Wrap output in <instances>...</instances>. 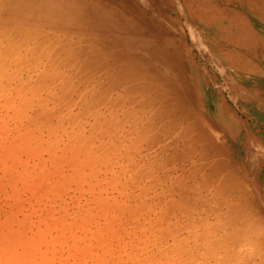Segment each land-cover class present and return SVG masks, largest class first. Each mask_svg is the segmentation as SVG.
I'll return each instance as SVG.
<instances>
[{
    "label": "bare ground",
    "instance_id": "bare-ground-1",
    "mask_svg": "<svg viewBox=\"0 0 264 264\" xmlns=\"http://www.w3.org/2000/svg\"><path fill=\"white\" fill-rule=\"evenodd\" d=\"M0 167L7 264H264V0H0Z\"/></svg>",
    "mask_w": 264,
    "mask_h": 264
},
{
    "label": "rangeland",
    "instance_id": "rangeland-1",
    "mask_svg": "<svg viewBox=\"0 0 264 264\" xmlns=\"http://www.w3.org/2000/svg\"><path fill=\"white\" fill-rule=\"evenodd\" d=\"M19 154V156H21V157H23V158H26L27 157V155H26V153L23 155V151H19L18 152ZM22 154V155H21ZM25 155H26V157H25ZM4 157V156H3ZM8 160V162H10V159H7ZM36 160L35 158H34V156H32L30 159H29V162L30 163H33L34 161ZM32 161V162H31ZM1 168V167H0ZM2 173V174H1ZM4 174V172L2 171V170H0V177L1 178H3L2 180L0 179V181H2V182H4V184H1V182H0V219H2V221H4V220H6V216L5 215H8V214H10L12 211L13 212H15V210L14 209H16V207H17V211L15 212V213H17L18 215H19V217L20 218H23L24 216L23 215H25V214H27V213H30L32 210H34L35 208H36V210L37 209H39L40 207H42V206H44L43 204H42V206H41V204L39 205V203L38 202H36V200H35V198L36 197H31L32 196V194L30 195V191H28L27 189H25V193H24V190L22 191V194H20V196L18 195V197H17V199L16 198H14V197H12V194H13V188L10 186V184L9 185H7L6 184V181H8L7 179H8V177L6 176V175H4V176H2ZM263 175H264V168H263ZM36 181H38L37 179H36ZM7 186H6V185ZM1 185H5L6 187L5 188H2L1 187ZM5 196V197H4ZM27 196H30V197H27ZM10 197H12V198H10ZM27 198H29V199H27ZM14 200V201H13ZM20 202V203H19ZM23 202V203H22ZM25 202V203H24ZM36 202V203H35ZM22 203V204H21ZM19 204H20V206H21V209H22V211L20 212V207H19ZM47 204V203H46ZM18 205V206H17ZM12 206V207H11ZM28 206V207H27ZM15 207V208H14ZM19 212V213H18ZM24 213V214H23ZM37 213V212H36ZM21 215V216H20ZM36 217V218H35ZM5 218V219H4ZM37 219V214L36 215H34L33 214V220L35 221ZM18 224H16V226H17ZM53 236H55L56 235V231H54L53 233ZM51 234V235H52ZM42 249V250H41ZM41 249L40 250H37L36 252V264H47V263H43V262H47V260H44V258L41 256H38V254L39 255H41V253L43 254V250H45V249H47L46 248V246H44L43 245V247H41ZM51 249H53L52 248V246H51ZM52 254L53 253H51V251L49 252V255H51L52 256ZM57 253H54L53 254V256L55 257V259H57V257H58V254L56 255ZM53 256L51 257V259L53 258ZM39 258V260H40V258L42 259L43 258V260L41 261V263H39V262H37V261H39V260H37ZM51 259H49L48 261H49V264H50V260Z\"/></svg>",
    "mask_w": 264,
    "mask_h": 264
},
{
    "label": "clouds",
    "instance_id": "clouds-1",
    "mask_svg": "<svg viewBox=\"0 0 264 264\" xmlns=\"http://www.w3.org/2000/svg\"><path fill=\"white\" fill-rule=\"evenodd\" d=\"M0 264H7V262L4 259L0 258ZM19 264H29V261L21 260Z\"/></svg>",
    "mask_w": 264,
    "mask_h": 264
}]
</instances>
